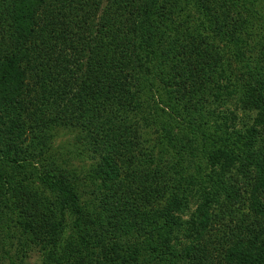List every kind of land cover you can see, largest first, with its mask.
Segmentation results:
<instances>
[{
    "label": "trees",
    "instance_id": "trees-1",
    "mask_svg": "<svg viewBox=\"0 0 264 264\" xmlns=\"http://www.w3.org/2000/svg\"><path fill=\"white\" fill-rule=\"evenodd\" d=\"M33 253L264 264V0H0V261Z\"/></svg>",
    "mask_w": 264,
    "mask_h": 264
},
{
    "label": "rangeland",
    "instance_id": "rangeland-1",
    "mask_svg": "<svg viewBox=\"0 0 264 264\" xmlns=\"http://www.w3.org/2000/svg\"><path fill=\"white\" fill-rule=\"evenodd\" d=\"M234 110H237L234 111ZM233 113H235L237 115V120L236 123H238L240 121V116H241V111L239 109H237L234 106H230L227 110H225L224 115L226 117H228L229 121H227L229 124H231L234 120H233ZM239 124V123H238ZM73 135L72 134H68V133H64L61 135L60 139L58 140V145L62 146L63 148H72L73 145ZM64 152V151H63ZM79 165V164H77ZM197 191V192H196ZM191 197L190 199H193V203H192V208H191V213L185 216H182V220L184 222H189L191 220V218L196 215V210L198 208L199 205V200H200V192L196 189L195 192L191 193ZM191 228V226H190ZM193 228V227H192ZM183 238V235L181 236V240ZM186 245H189L190 243L188 241L183 242ZM0 264H3V262ZM7 264V263H5ZM26 264H42V257L38 254V253H33L30 256V259L26 262Z\"/></svg>",
    "mask_w": 264,
    "mask_h": 264
}]
</instances>
